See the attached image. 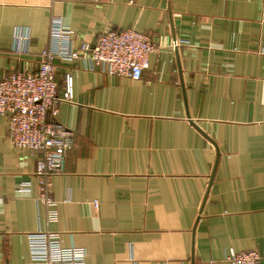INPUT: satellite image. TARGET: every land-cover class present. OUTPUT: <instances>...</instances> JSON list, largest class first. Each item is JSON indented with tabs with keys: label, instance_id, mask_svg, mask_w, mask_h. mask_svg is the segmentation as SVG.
Instances as JSON below:
<instances>
[{
	"label": "crops",
	"instance_id": "obj_1",
	"mask_svg": "<svg viewBox=\"0 0 264 264\" xmlns=\"http://www.w3.org/2000/svg\"><path fill=\"white\" fill-rule=\"evenodd\" d=\"M52 16L77 46L135 29L155 51L140 81L55 61L59 91L73 80L56 120L75 145L52 209L37 201L39 153L0 117V264H30L41 231L89 264H230L231 250L264 264V0H0V79L38 70ZM16 27L31 30L26 54Z\"/></svg>",
	"mask_w": 264,
	"mask_h": 264
},
{
	"label": "built area",
	"instance_id": "obj_2",
	"mask_svg": "<svg viewBox=\"0 0 264 264\" xmlns=\"http://www.w3.org/2000/svg\"><path fill=\"white\" fill-rule=\"evenodd\" d=\"M74 35V31L65 26L63 18L52 16L50 41L40 54L38 70L35 73L16 72L0 79V117L7 119L8 136L16 148L39 153L37 201L50 209L55 205L52 197L54 180L63 173L67 156L75 145L72 132L56 120L58 106L71 103L73 80L66 77L63 90L59 91L55 61H83L90 70L103 67L112 78L140 81L149 67V57L155 51L152 38L135 29L109 30L93 45L86 42L75 45ZM31 39L30 28L16 27L12 51L17 55L28 53ZM178 45L176 42L175 47ZM17 191L31 192V182H21ZM94 207H99L98 201ZM56 218V213L51 210L49 219ZM27 237L30 264H89L86 249L65 247L59 233L41 231ZM260 260L257 251L239 253L231 250L226 255L230 264H260Z\"/></svg>",
	"mask_w": 264,
	"mask_h": 264
}]
</instances>
